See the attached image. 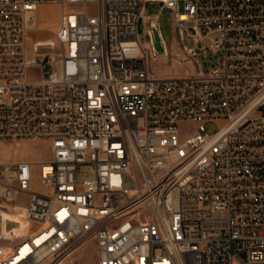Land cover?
I'll use <instances>...</instances> for the list:
<instances>
[{"label":"built area","instance_id":"1","mask_svg":"<svg viewBox=\"0 0 264 264\" xmlns=\"http://www.w3.org/2000/svg\"><path fill=\"white\" fill-rule=\"evenodd\" d=\"M148 3L192 73H150ZM28 142L51 158L0 162V264H264V0H0V145Z\"/></svg>","mask_w":264,"mask_h":264},{"label":"rangeland","instance_id":"2","mask_svg":"<svg viewBox=\"0 0 264 264\" xmlns=\"http://www.w3.org/2000/svg\"><path fill=\"white\" fill-rule=\"evenodd\" d=\"M182 4H180V9H182ZM146 9L149 11L151 19L157 21L158 27H160L162 37L165 43L168 45V57H160L153 59L152 50L149 44V39L147 35H143L140 41V45L145 49L147 53V62L149 65V71L151 74L158 78H164L168 76H182L186 73H192L193 69L190 64L185 60L184 54L182 52V47L185 45L187 47H192L193 43L189 39L183 40L178 33L177 28L173 24V16L170 14L160 15V11L155 4L148 3ZM38 21L36 19L37 15L35 13H26V23L27 30L32 32V36L35 41L42 40H52L51 36L42 35L35 36L33 34L36 29L37 24L47 25L48 27L54 26L61 15L60 9L53 7H42L38 13ZM35 72V69H34ZM207 129L213 131L214 133L218 130L215 125H208ZM36 142L22 143L19 145H0V162L1 163H11L18 162L21 158H26L29 153V149L25 148L29 145L32 147ZM39 158L38 160L31 161L38 165L46 160H49L51 153L44 149V146L39 147L37 150ZM24 160V159H22ZM35 184L40 189L38 184V179L36 178ZM28 197L21 195L17 201L13 204L18 206H27ZM60 260L49 263L58 264ZM64 264H98V254L96 252L95 244L93 243H83L79 249H76L72 255L64 262Z\"/></svg>","mask_w":264,"mask_h":264},{"label":"bare ground","instance_id":"3","mask_svg":"<svg viewBox=\"0 0 264 264\" xmlns=\"http://www.w3.org/2000/svg\"><path fill=\"white\" fill-rule=\"evenodd\" d=\"M168 49L166 53L163 56H159L158 58L162 57H168ZM22 209V210H21ZM25 212V208H15V211L12 213H5V219L8 221L10 224H17L14 227L15 234L17 236H23L27 233L28 226L25 221H23V214ZM64 264V263H63Z\"/></svg>","mask_w":264,"mask_h":264},{"label":"crops","instance_id":"4","mask_svg":"<svg viewBox=\"0 0 264 264\" xmlns=\"http://www.w3.org/2000/svg\"><path fill=\"white\" fill-rule=\"evenodd\" d=\"M41 146H44V149H45V150L50 151V145H49V143H47V142H45V143H44V142H36V144L33 145L32 147H29V145L25 147V148L29 149V153H28V155L26 156V158H21L19 161L29 162V161H35V160H38L39 155H38L37 150H38L39 147H41ZM50 153H51V151H50ZM50 158H51V156H50ZM50 158H49V159H50ZM22 159H24V160H22Z\"/></svg>","mask_w":264,"mask_h":264},{"label":"water","instance_id":"5","mask_svg":"<svg viewBox=\"0 0 264 264\" xmlns=\"http://www.w3.org/2000/svg\"><path fill=\"white\" fill-rule=\"evenodd\" d=\"M141 24V23H140ZM153 27V43L155 45L156 48V52L159 56H163L165 54V47L164 44H162V39L160 36V33L157 29V27H155L154 25ZM141 33V31H140ZM49 65L47 66V72H49Z\"/></svg>","mask_w":264,"mask_h":264}]
</instances>
